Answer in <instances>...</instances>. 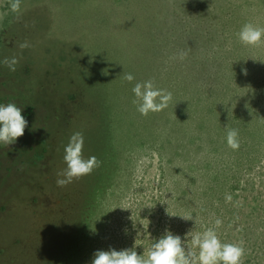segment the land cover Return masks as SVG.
Segmentation results:
<instances>
[{"label": "rangeland", "instance_id": "obj_1", "mask_svg": "<svg viewBox=\"0 0 264 264\" xmlns=\"http://www.w3.org/2000/svg\"><path fill=\"white\" fill-rule=\"evenodd\" d=\"M10 4L0 0V104L21 107L28 124L0 143V264H91L109 249L146 257L166 231L191 247L216 219L222 243L242 242L243 264H264V37L252 46L238 35L264 28V0ZM147 80L172 99L145 117L132 88ZM77 131L84 158L102 163L60 187Z\"/></svg>", "mask_w": 264, "mask_h": 264}, {"label": "clouds", "instance_id": "obj_2", "mask_svg": "<svg viewBox=\"0 0 264 264\" xmlns=\"http://www.w3.org/2000/svg\"><path fill=\"white\" fill-rule=\"evenodd\" d=\"M21 0H11V10L18 12ZM239 39L245 45L256 46L262 42L264 28L256 27L251 23L245 24L240 32ZM28 47L27 43L21 44V48ZM187 56L186 52L179 54V59L183 60ZM4 63L15 71L18 61L15 58L5 59ZM123 79L131 83L135 77L131 73H124ZM137 104V111L147 117L150 112L162 111L168 106L172 99L171 92L157 89L153 80L138 82L132 88ZM28 121L22 115L21 107L15 103L0 104V143L5 146L12 145L17 138L24 135ZM237 129H229L227 132V144L232 150L240 148ZM84 136L82 132H74L69 138V142L64 148V162L66 167L57 173L56 183L60 187L72 183L85 175H90L94 169L100 167L101 161L95 156L87 159L83 156ZM231 201V197H226ZM175 216V215H172ZM184 220H192L191 216L182 217ZM222 225L220 219H216L215 226L208 228L202 233H197L191 237V247H186L180 235H174L170 231L155 241L147 256L138 255L134 249H109L97 250L91 264H243L242 258L245 249L240 244L222 243L218 238L215 228ZM190 232L187 234L189 235ZM193 249H197L194 251Z\"/></svg>", "mask_w": 264, "mask_h": 264}]
</instances>
